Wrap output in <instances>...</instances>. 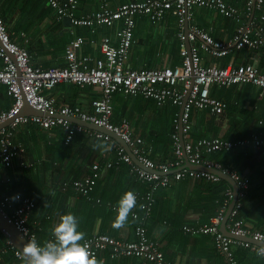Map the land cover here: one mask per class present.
<instances>
[{
  "label": "crops",
  "instance_id": "obj_1",
  "mask_svg": "<svg viewBox=\"0 0 264 264\" xmlns=\"http://www.w3.org/2000/svg\"><path fill=\"white\" fill-rule=\"evenodd\" d=\"M40 1L0 0V11L7 30L11 32V39L30 52L34 66H66L65 44L79 35L85 40L79 55L102 57L100 41L104 37L110 38L113 44H118L117 33L123 27L121 20L111 26L88 27L75 25L71 21L68 24L63 18H59L47 0L46 5L39 3ZM128 1L130 0H79L75 15L86 17L96 12L101 4L107 3L115 8ZM225 1L241 10L240 20L213 9L196 6L192 9L190 23L206 29L217 40H230L242 23L248 24L250 21L245 14L248 0ZM261 16H264V4L253 15L256 20ZM177 30L175 16L170 12L156 23L151 22L148 16H137L135 42L130 50L128 66L141 69L179 64L181 56ZM202 55L204 65L225 66L229 63L241 65L252 62L264 72V47H244L221 58ZM3 66L0 57V69ZM45 94L53 98L57 105L80 106L86 112H93V100L102 97L97 87H77L70 83H60L45 91ZM211 94L225 101L227 108L221 114H214L209 109L194 108L190 117L191 142L214 137L247 139L253 134L264 138L263 88L251 84L229 87L214 85ZM12 104L13 98L8 94L6 86L0 85V113L9 109ZM181 111V107L171 101L159 105L153 98L120 93L113 98L111 120L114 124L127 120L134 135L143 138L149 157L156 162H168L175 159L171 132L174 118ZM85 127L86 132L76 134L70 143H65L62 127L44 129L31 123L19 124L13 130V139L15 143L24 146L25 151L10 168L4 167L0 161V196L19 192L34 200L36 206L31 217L37 224L34 228L36 240L40 244L52 238L50 229L59 222L60 215L67 213L77 217L78 230L86 234L85 239L99 234L119 240L136 239L137 220L129 216L127 225L121 229H114L112 223L117 214L119 198L126 191H131V178H138L131 172V165L128 163L105 167V163L117 161V152L112 149L110 142L102 140L104 143H101L99 139L90 136L94 130ZM113 140L117 142L114 138ZM96 143H101L104 147L94 150L93 145ZM205 156L249 180L250 186L243 199L240 217L249 230L264 231L262 151L251 142L229 151L206 153ZM21 161L28 163L29 167H22L19 163ZM96 161L102 164L101 176L90 198H87L79 194L72 183L90 174L92 164ZM219 177V181L189 176L177 180L171 175L170 184L156 190L155 207L145 225L150 239L164 252L166 260L177 264H220L226 261L225 255L217 250L212 234H192L183 230L184 225L209 223L219 212L217 199L225 194L228 196L229 191L233 192L232 184L222 176ZM139 183L136 189L146 190L149 186L146 182ZM133 210L141 211L138 205ZM3 239L7 244L8 240L0 232V240ZM242 248L234 247L235 258V250L242 251L241 263L236 258L240 264H264V258L257 256L255 250ZM245 249L251 252L246 253ZM7 254H11L16 261L21 259L12 250ZM98 260H102L103 264H140V260L135 257L111 258L108 251L103 252Z\"/></svg>",
  "mask_w": 264,
  "mask_h": 264
},
{
  "label": "built area",
  "instance_id": "obj_2",
  "mask_svg": "<svg viewBox=\"0 0 264 264\" xmlns=\"http://www.w3.org/2000/svg\"><path fill=\"white\" fill-rule=\"evenodd\" d=\"M47 2L56 10L59 18L68 16L75 25L111 26L121 20L123 27L117 33L119 39L117 45L113 44L108 37L102 38L100 41L102 57L79 55V50L85 42L84 37L79 35L65 44L66 66L42 68L34 66L31 63L30 52L11 39L5 20L0 13V57L4 63L0 69V85H5L8 94L13 98L12 106L0 113V124L13 118L9 127L0 128L2 165L6 168L12 167L25 151L24 146L15 143L13 139V130L19 124L31 123L44 129L62 127L65 132V143H70L76 134L87 131L84 125L69 119L77 118L118 134L142 164L157 170V172H150L135 164L131 156L111 136L95 130L90 133L91 136L110 142L112 149L117 152V161L107 162L105 167L111 168L121 162L128 163L131 165V172L137 176L138 180L149 184L146 190L136 189L133 192L141 210H132L129 215L132 218L135 216V220L138 221L135 226V240H119L106 234L85 239L84 243H87L90 252L97 260L103 252L108 251L111 258L135 257L140 260V264H177L166 260L164 252L148 235L145 221L152 215L155 192L159 187L170 184L171 175L177 180L189 176L219 181L218 175L208 171L211 168L229 174L238 186L237 199L226 221L228 231L236 236H248L254 241H257V236H264V231L246 228L244 220L240 217L243 199L250 186L249 180L205 156L206 153L229 151L233 147L251 142L264 154V138L253 134L250 138L238 140L219 137L200 138L196 142L189 140L190 117L194 108L209 109L214 114H221L227 108L225 101L211 94L212 86L229 87L251 84L264 89V72L254 64L204 65L202 55L209 54L215 58H221L233 50L244 47L253 49L264 47V16L259 19L256 17L258 20L253 17L255 11L262 9L264 0L247 1L245 14L250 21L248 24L242 23L228 41L217 40L206 29L190 23L192 9L196 6L213 9L225 16L240 20L241 10L225 0H130L115 8L105 3L101 4L93 14L81 18L75 15L79 0H47ZM168 12L175 16L177 23L181 62L175 66L163 68L129 67L127 62L135 42L136 17L148 16L151 22L156 23ZM60 83H70L79 87L94 86L100 90L102 97L93 100V112L83 111L80 106L57 105L53 98L45 94V91L55 88ZM120 93L153 98L159 105L171 101L182 108V111L174 118L176 128L172 134L174 160L154 161L149 157L143 138L134 135L127 120H123L120 124L112 122L113 98ZM24 99L46 115L16 117L24 106ZM180 130L183 134V145ZM186 161L194 165H203L206 169L189 168ZM19 163L24 168L29 167V164L24 161ZM91 169L90 174L72 183L74 189L87 198H90L101 176V162L93 163ZM232 199L233 192L229 191L224 205L209 223L183 226V230L188 233L214 236L217 250L226 257V261L220 264H240L235 258V246L256 251L258 245L231 237L221 231V222ZM35 206L34 200L19 192L0 196V207L10 215L28 240L32 237L37 238L34 228L37 224L31 219V212ZM10 250L18 258H22L21 252L8 241L4 247L0 246V264H3L4 256Z\"/></svg>",
  "mask_w": 264,
  "mask_h": 264
},
{
  "label": "clouds",
  "instance_id": "obj_3",
  "mask_svg": "<svg viewBox=\"0 0 264 264\" xmlns=\"http://www.w3.org/2000/svg\"><path fill=\"white\" fill-rule=\"evenodd\" d=\"M103 147L101 143L93 145L94 150ZM136 205L137 198L132 191L123 193L117 202V214L112 227L114 229L125 227ZM78 228L79 221L74 214L60 215L59 222L50 229L51 239L40 244L32 237L22 244L20 250L24 264H103L102 260H97L92 255L86 242L81 243L85 241L86 234ZM256 240L259 242L256 255L264 258V236H257Z\"/></svg>",
  "mask_w": 264,
  "mask_h": 264
},
{
  "label": "water",
  "instance_id": "obj_4",
  "mask_svg": "<svg viewBox=\"0 0 264 264\" xmlns=\"http://www.w3.org/2000/svg\"><path fill=\"white\" fill-rule=\"evenodd\" d=\"M63 21L65 23H70V17L65 16L63 18ZM252 63V62H251ZM24 106L22 107V109L19 111V113L16 115L17 116H25V115H39V116H45L46 113L34 108L33 106H31L28 101L26 99H24ZM182 109V108H181ZM71 121L87 126L89 128H91L92 130L101 132V133H105L109 136H111L112 138H114L124 149L125 151L131 156V158L133 159L134 163L137 164L138 166H140L141 168H144L150 172H157V170L155 169H151V168H147L144 164H142L138 158L133 154V152L131 151L130 147L128 146V144L116 133L112 132L111 130L106 129L105 127L102 126H98L96 124L90 123V122H86L83 120H79L77 118H69ZM12 119H8L7 121H5L4 123L0 124V128L5 126V125H9L12 122ZM180 136H181V142L182 145L184 144V141L182 139V132L181 130L179 131ZM186 165L189 168H193V169H206L205 166L203 165H194L191 164L189 162L186 161ZM208 171H211L212 173L222 176L223 178H225L226 180H228L232 186H233V199L230 202L228 209L224 215L223 221L221 222L220 225V229L223 233H225L226 235H229L231 237H235L237 239H241V240H245V241H250L256 244H259L258 241H254L252 238L248 237V236H236L234 234H232L231 232L228 231L227 227H226V221L228 218V215L232 209V207L234 206V203L237 199V191H238V186L236 181L229 175L226 173H223L221 170H217L214 168L208 169ZM0 232L3 234V236L16 248L21 252V246L23 243L27 242V238L24 236V234L19 230V228L17 227V225L15 224L14 220L10 217V215L3 209L0 207Z\"/></svg>",
  "mask_w": 264,
  "mask_h": 264
},
{
  "label": "trees",
  "instance_id": "obj_5",
  "mask_svg": "<svg viewBox=\"0 0 264 264\" xmlns=\"http://www.w3.org/2000/svg\"><path fill=\"white\" fill-rule=\"evenodd\" d=\"M39 3H43V4H45L46 5V0L44 1V0H41ZM0 13H1V11H0ZM1 16H2V14H1ZM3 17V16H2ZM8 29V28H7ZM9 31V30H8ZM9 33L11 34V32L9 31ZM77 87H79V86H77ZM173 131L171 132V139H172V134L174 133V131H175V126L173 125V129H172ZM91 136V135H90ZM170 137V136H169ZM93 138H95L96 140H100L101 141V143H104L103 141H105L104 139H100V138H96V137H93ZM85 139V138H84ZM83 139V140H84ZM103 140V141H102ZM86 141V139L84 140V142ZM173 142V141H172ZM132 179V186H131V191L132 192H134L135 190L134 189H136L137 187H138V185L140 184L139 183V180H137L135 177H132L131 178ZM222 181H224V182H226L225 180H222ZM227 183V182H226ZM216 197V196H215ZM215 197H214V199H215ZM228 198V196L225 194L222 198L220 197V199L218 198L217 200H218V202H217V204L219 205V207H218V211H219V209L220 208H222V206L224 205V202H225V200ZM216 206V205H215ZM155 207V206H154ZM31 219L33 220V218L31 217ZM42 224V223H41ZM6 245V242H5V239H3L2 241L0 240V246H5ZM238 248H240V247H238ZM243 250H244V248H242ZM245 250H247L246 251V253L247 252H251L249 249H245ZM235 253H236V258H238V260H239V262L241 263V259H240V255H241V253H242V251L239 249H236L235 250ZM7 254V253H6ZM5 254V256H4V263L3 264H16V262L17 263H24V261H23V259L21 258V259H19V260H15L14 258H12V255L11 254H7L6 255Z\"/></svg>",
  "mask_w": 264,
  "mask_h": 264
}]
</instances>
